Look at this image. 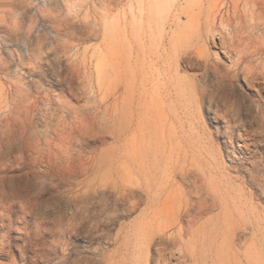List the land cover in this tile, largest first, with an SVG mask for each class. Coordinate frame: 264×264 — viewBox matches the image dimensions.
Segmentation results:
<instances>
[{
    "label": "rangeland",
    "instance_id": "obj_1",
    "mask_svg": "<svg viewBox=\"0 0 264 264\" xmlns=\"http://www.w3.org/2000/svg\"><path fill=\"white\" fill-rule=\"evenodd\" d=\"M0 264H264V0H0Z\"/></svg>",
    "mask_w": 264,
    "mask_h": 264
},
{
    "label": "bare ground",
    "instance_id": "obj_2",
    "mask_svg": "<svg viewBox=\"0 0 264 264\" xmlns=\"http://www.w3.org/2000/svg\"><path fill=\"white\" fill-rule=\"evenodd\" d=\"M259 93V92H258Z\"/></svg>",
    "mask_w": 264,
    "mask_h": 264
}]
</instances>
